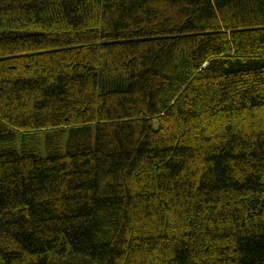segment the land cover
<instances>
[{
	"label": "trees",
	"instance_id": "1",
	"mask_svg": "<svg viewBox=\"0 0 264 264\" xmlns=\"http://www.w3.org/2000/svg\"><path fill=\"white\" fill-rule=\"evenodd\" d=\"M0 264H264V0H0Z\"/></svg>",
	"mask_w": 264,
	"mask_h": 264
}]
</instances>
